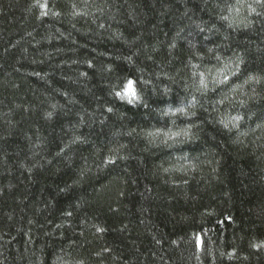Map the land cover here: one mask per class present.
Wrapping results in <instances>:
<instances>
[{
	"label": "trees",
	"instance_id": "1",
	"mask_svg": "<svg viewBox=\"0 0 264 264\" xmlns=\"http://www.w3.org/2000/svg\"><path fill=\"white\" fill-rule=\"evenodd\" d=\"M0 264H264V4L0 0Z\"/></svg>",
	"mask_w": 264,
	"mask_h": 264
},
{
	"label": "snow or ice",
	"instance_id": "2",
	"mask_svg": "<svg viewBox=\"0 0 264 264\" xmlns=\"http://www.w3.org/2000/svg\"><path fill=\"white\" fill-rule=\"evenodd\" d=\"M257 3H260V4H264V0H257ZM222 19H225L227 20L228 18L227 17H222ZM201 76L203 75V73L200 74ZM228 77L227 76H224L223 79L220 81L221 84H226L228 82ZM200 83L203 85L204 88H207V84L201 80ZM132 84L133 82L132 81H128L127 85L124 86V89L122 92H116V96L118 97H121V98H125V95L127 96V100H128V103H133L134 101L138 100V96H137V93L135 91V89L132 87ZM112 109L109 108L108 111H111ZM181 111H184L183 109H181ZM240 119H242V117H233V120L234 121H239ZM221 123H223V121H221ZM225 127H227L228 125L225 124L224 125ZM150 135L152 136H156V135H164V136H167L168 139H171V140H176L180 135L181 133H173L171 131L169 132H160L158 130L157 133H150ZM115 160H109V163L110 164H115Z\"/></svg>",
	"mask_w": 264,
	"mask_h": 264
}]
</instances>
